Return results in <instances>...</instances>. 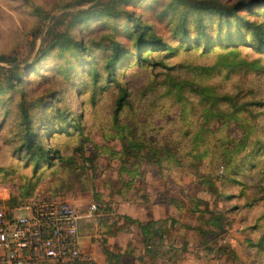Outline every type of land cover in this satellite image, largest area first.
Segmentation results:
<instances>
[{
	"label": "rangeland",
	"instance_id": "374dc122",
	"mask_svg": "<svg viewBox=\"0 0 264 264\" xmlns=\"http://www.w3.org/2000/svg\"><path fill=\"white\" fill-rule=\"evenodd\" d=\"M73 1L0 0V56L4 57L0 59V204L5 212L4 200L33 184L31 196L66 200L84 214L81 237L96 243L93 251L104 254L103 263L129 258L127 264H134L131 255H113L121 254L118 248L128 238L131 246L143 244L136 223L124 215H139L147 211L151 200H160L157 212L176 217L171 242L174 238L177 248L201 246L202 257L208 255L212 264H264V53L256 48L259 43L251 39L250 30L244 27L227 35L215 26L218 16L202 12L204 27L199 33L192 26L195 12H186L184 5L172 0H88L82 5ZM97 1L125 8L132 16L97 15L93 11L99 6L89 8ZM87 8L89 13L82 20L70 19L71 12ZM251 10L260 13L254 18L264 24V7L253 5ZM134 19L150 24L163 42L175 48L165 56L163 51L140 50L139 56L146 61L133 59ZM186 23L188 47L179 44ZM57 34L83 43L81 47L54 44L41 52ZM107 35L120 42L127 56L125 64L112 72V80L101 67ZM203 38L214 45L238 42L227 58L231 70L218 62L219 45L200 52L194 41ZM212 63V70H193L195 65ZM15 64L20 81L10 85L7 67ZM89 68L97 70L95 80ZM180 78L189 80L174 82ZM205 83L216 92L255 103L240 106L231 120L204 117L206 97L199 85ZM121 86L128 88V97L118 113L121 126L117 128L111 123V109ZM20 95L34 124L60 128L47 135L44 129L39 136L61 158L50 164L42 161L36 169L21 144ZM62 113V118L56 115ZM190 139L241 141L242 145L202 177L210 156L202 158L197 171L187 167V161L176 165L171 159L175 154L187 160L189 155L182 152ZM128 140L143 143L129 145ZM164 141L171 147L165 156L151 149V143ZM91 203L96 209L85 215ZM14 213L27 210L19 207ZM210 215L218 216L220 228L209 220ZM165 228L168 234L170 228ZM82 263L89 264V259Z\"/></svg>",
	"mask_w": 264,
	"mask_h": 264
},
{
	"label": "trees",
	"instance_id": "16d2710c",
	"mask_svg": "<svg viewBox=\"0 0 264 264\" xmlns=\"http://www.w3.org/2000/svg\"><path fill=\"white\" fill-rule=\"evenodd\" d=\"M88 0H76L73 1L76 5H82L83 3L87 2ZM174 3L184 5L186 7V12L188 11H194V16L191 17L195 22L193 23V27L197 29V32H202L204 23H203V16L201 15L202 12H207L212 16H218L219 18L216 20V28L222 27L225 31H227V35L230 33L236 31H241V28L247 27L250 32L252 33L251 39L256 40L259 43V46L256 48L264 53V24H262L260 21L255 20V16L260 14L257 11H252L251 7L253 5H260L261 8L264 7V0H231V1H222V0H172ZM94 6H99L95 12L97 15H102L107 18H115L116 16L120 15L121 13H125L127 16H132L131 12L129 10H126L122 7H116L115 5L108 3L103 4L102 2H95L92 6L89 8H92ZM77 9L73 12H71V20H82L86 15L89 13L87 10L89 9ZM264 11V10H263ZM182 21V20H180ZM189 23H186L184 26L185 28L182 31V37L179 40V44H182L185 47L189 46V37L187 36L190 29L188 28ZM50 32V27L45 30L44 34H48ZM133 54L132 58L145 62L146 59L144 57L139 56L140 50L147 51H163V56H165L167 53H169L172 49L175 48V46L169 45L165 42H163L162 39L159 38V36L156 35L155 30L153 27H151L150 24H142L141 22L134 19L133 24ZM43 34V35H44ZM241 34V32H240ZM195 44L200 46V52L202 53H208L214 46L218 45L221 47V50L217 53V58H219L218 62L223 64L225 67L230 64L229 61H227V58L230 57V55L233 54V51L235 49V46L238 42H234L231 40L227 41H221L220 44L214 45L215 42L210 39H200L194 41ZM83 42H81L80 39H74L70 37V35L64 37V34H57L56 36H52L49 38V40L44 44L43 47L40 48L41 52H47L46 50L54 46V44H61V45H69V46H80ZM242 43V42H241ZM191 44V43H190ZM105 51L106 54L104 56V60L101 64L102 70L108 74L107 79L112 80V72L115 71V69L118 66H121L125 64L123 59H127V56H123L124 52L122 49V46L120 45V42L112 39L110 35H107L106 37V43H105ZM123 56V57H121ZM0 59L4 60V57L0 56ZM7 58H5L6 60ZM241 60V59H240ZM160 61V60H159ZM16 65V64H15ZM10 66L7 67V80L8 83L11 85L14 82L20 81V73L17 71L18 67L16 66ZM206 69L212 70L214 69V63L210 65H195L193 67V70H196L197 72H202V70ZM227 69L231 70L230 65L227 66ZM92 80L96 79L97 76V70H91L88 69ZM228 70V71H229ZM9 79H12L9 81ZM189 79L180 78L177 79V81L181 84H185L188 82ZM205 88L203 89L202 87ZM197 89V88H196ZM200 93L206 97L203 102V116L204 117H210V116H216L219 119H222L223 117H228L230 120L236 118V112L240 106L246 104V103H255V100H239L237 96H234L233 93H228L226 91H219L216 92L214 90L213 85L208 84H201L199 85ZM128 97V88L125 86H121L118 90V93L113 98V106L111 109V123L119 128L121 124H119V118L118 113L121 110L122 106L126 102V99ZM203 97V98H204ZM46 104H44L45 106ZM19 109V116H18V125L20 130V136L23 138L21 144L23 145V150L27 152V159L32 163V169H36L39 167V164L42 161H45L46 164L52 163L54 159H60L61 155L58 153V150L56 148H51L48 144H43L40 140V131L46 129L45 135H47L49 132H58L60 128H54L52 126L44 127L42 124H38L39 121H37L36 124H34V119L32 114L28 111V108H26L25 103L23 101L22 95L19 97V102L17 104ZM57 113L61 110L56 108ZM57 116H60L61 118L64 116V114H56ZM76 116V115H75ZM77 118V116L75 117ZM120 131V129H118ZM118 133V132H117ZM121 133V131L119 132ZM199 133V130H195L194 134L197 135ZM241 141L232 142V141H223L222 139H219L218 141H212V142H206V141H198L195 139H190V141L187 142L186 149L182 152L184 155H189V157L186 158L182 155H175L171 158L173 163L176 165H184L187 161V167H192L193 171H197L199 169V166L202 165V158L205 156H210V159L208 162V169L205 170V174L202 177H206L211 171L213 172L215 169V163H222L227 160H229V157L233 155V153L236 152L238 147L242 145L240 143ZM143 142H133L132 140H128L129 145H137L142 144ZM153 143L150 144V147L152 150L158 151L160 150V153H164V156L168 153H165V151H169L171 147L167 146L166 142H159L157 145L152 146ZM148 145V144H144ZM172 146H177V148H180V145L177 143L175 145L173 143ZM215 155V156H214ZM161 156L157 157L156 160H161ZM190 161V162H188ZM3 168L0 167V170ZM217 169V165H216ZM135 170H132L134 172ZM33 188V184L30 185V188H20L17 194L9 196L7 199L4 200V203L6 205L7 214L10 215L13 212L14 208H17L19 206L25 205L27 203H30L32 200L36 199H45L46 197H33L31 196V189ZM31 196V197H30ZM23 197H26L25 201L21 204L19 203V200ZM29 197V198H28ZM126 217V215H124ZM209 220L217 225L218 228H220V223L218 216H209ZM130 221H136L135 219L131 218ZM137 223V222H136ZM139 225V223H138ZM149 226L148 222L145 224H140L139 227L143 229H147ZM214 234H217L215 230L213 231ZM117 257L120 256L119 254H113ZM117 259V258H116Z\"/></svg>",
	"mask_w": 264,
	"mask_h": 264
},
{
	"label": "built area",
	"instance_id": "2783aa9c",
	"mask_svg": "<svg viewBox=\"0 0 264 264\" xmlns=\"http://www.w3.org/2000/svg\"><path fill=\"white\" fill-rule=\"evenodd\" d=\"M19 207L27 213L8 215L0 204L2 264H83L80 219L84 214L70 202L53 198ZM94 209L96 204L91 203L85 215Z\"/></svg>",
	"mask_w": 264,
	"mask_h": 264
},
{
	"label": "crops",
	"instance_id": "0c3cea01",
	"mask_svg": "<svg viewBox=\"0 0 264 264\" xmlns=\"http://www.w3.org/2000/svg\"><path fill=\"white\" fill-rule=\"evenodd\" d=\"M159 201L151 200L150 207L147 208L148 212L145 210V212L143 213L140 212L139 215L131 214L130 212L127 213V216L125 217L126 220H130L131 218L136 220L134 222H137V234L140 240H142L143 244L142 247L139 248V246H131L129 244L130 238H128L125 242L123 240L124 244H122V246L118 248V251L121 253L119 255H131L132 263L134 264H212V260L207 259L208 255L206 257H202L203 253L201 246L194 247V249L192 250V248L188 246V244L186 246L183 245V247L177 248V244L174 238V243L171 242L172 233H174V231L176 233V230L171 231L172 222H175L174 219L176 217L172 216V214L161 216L157 212L156 207ZM141 203L142 202H138L139 205H141ZM142 205L144 206V204ZM15 209L16 208L13 209V212ZM147 222L149 224L147 229L139 227L140 224H145ZM162 225L164 227H162ZM166 225L170 228V232L168 234L165 232L167 231L165 228ZM126 235H128V233H126ZM175 238H178L177 235L175 236ZM162 242H164V244ZM182 242L183 244L185 243L184 241ZM95 245L96 243L91 242L88 237H81L80 239L81 252L84 255V259H89V264H127L130 262L129 258H126L128 262L126 259H121V261L119 259L118 262L106 259L107 262L103 263L104 254H95V252L93 251ZM179 251L181 252L180 258L177 254ZM1 252L2 249L0 248V253ZM115 254L118 253L115 252ZM140 255H142L141 258L139 257ZM0 264L2 263L0 262Z\"/></svg>",
	"mask_w": 264,
	"mask_h": 264
}]
</instances>
